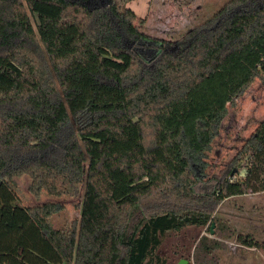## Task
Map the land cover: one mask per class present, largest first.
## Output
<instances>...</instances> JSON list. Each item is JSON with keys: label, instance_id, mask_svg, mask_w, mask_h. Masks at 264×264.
Here are the masks:
<instances>
[{"label": "trees", "instance_id": "trees-1", "mask_svg": "<svg viewBox=\"0 0 264 264\" xmlns=\"http://www.w3.org/2000/svg\"><path fill=\"white\" fill-rule=\"evenodd\" d=\"M145 24L118 0H0V264L65 263L8 177L81 198L73 264H166L168 233L212 224L195 261L219 264L234 234L219 206L264 193V119L207 172L228 105L264 84V0H230L174 42Z\"/></svg>", "mask_w": 264, "mask_h": 264}, {"label": "rangeland", "instance_id": "rangeland-1", "mask_svg": "<svg viewBox=\"0 0 264 264\" xmlns=\"http://www.w3.org/2000/svg\"><path fill=\"white\" fill-rule=\"evenodd\" d=\"M230 0H118L139 18L145 19L142 32L159 39L176 41L193 27L210 19ZM34 28L37 19L29 12ZM264 119V84L257 79L250 88L228 105L219 137L208 153V175L218 174L245 146ZM243 160L240 177L245 175ZM18 202L32 215L37 225L46 229L54 245L65 259L73 264L81 216V198H55L42 192L33 196L28 187L30 179L8 177L5 179ZM216 217L225 220L233 237L219 240L213 246V262L219 264H264V254L257 247L264 244V193L234 197L224 201ZM216 224H214L215 233ZM206 228L188 227L180 232H170L162 240L158 254L166 264H196L195 250L202 237L215 240ZM255 243L253 247L244 242Z\"/></svg>", "mask_w": 264, "mask_h": 264}, {"label": "water", "instance_id": "water-1", "mask_svg": "<svg viewBox=\"0 0 264 264\" xmlns=\"http://www.w3.org/2000/svg\"><path fill=\"white\" fill-rule=\"evenodd\" d=\"M213 228H214V224H212V225H211V234H213V233H214V230H213ZM180 264H186V263L182 261Z\"/></svg>", "mask_w": 264, "mask_h": 264}, {"label": "crops", "instance_id": "crops-1", "mask_svg": "<svg viewBox=\"0 0 264 264\" xmlns=\"http://www.w3.org/2000/svg\"><path fill=\"white\" fill-rule=\"evenodd\" d=\"M126 6V5H125Z\"/></svg>", "mask_w": 264, "mask_h": 264}]
</instances>
